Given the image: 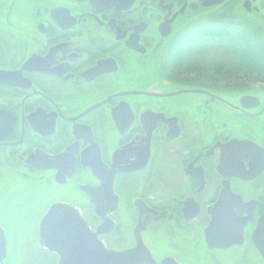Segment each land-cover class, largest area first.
<instances>
[{"label":"flooded vegetation","instance_id":"flooded-vegetation-1","mask_svg":"<svg viewBox=\"0 0 264 264\" xmlns=\"http://www.w3.org/2000/svg\"><path fill=\"white\" fill-rule=\"evenodd\" d=\"M253 50L264 0H0V264H264Z\"/></svg>","mask_w":264,"mask_h":264},{"label":"rangeland","instance_id":"rangeland-1","mask_svg":"<svg viewBox=\"0 0 264 264\" xmlns=\"http://www.w3.org/2000/svg\"><path fill=\"white\" fill-rule=\"evenodd\" d=\"M257 49V48H256ZM259 51V50H258ZM253 53L255 54V55H257V58H259L260 57V55L256 52V51H254L253 50ZM244 83L245 84H250V81L249 80H247L246 79V81H244ZM258 86V85H256V83L254 82L253 83V87H255V86ZM32 226H34V223H22V224H14V250H15V246H16V243L18 242V241H20L19 240V238L20 237H23V236H25L26 234H30V231H32L31 230V228H32ZM16 255L17 254H15L14 256H15V258H16ZM46 260H48L47 258H46ZM53 259L51 260V263L50 264H52L53 262ZM44 264H46V262H44Z\"/></svg>","mask_w":264,"mask_h":264},{"label":"water","instance_id":"water-1","mask_svg":"<svg viewBox=\"0 0 264 264\" xmlns=\"http://www.w3.org/2000/svg\"><path fill=\"white\" fill-rule=\"evenodd\" d=\"M71 213H72V215L75 217V218H77V216H76V213L72 210L71 211ZM84 229V228H83ZM75 241V239H73V242ZM73 242H71V241H68V244L70 243H72L73 244ZM43 244V246L44 247H46V248H48L50 251H52V252H55L56 254H58L59 255V257H60V261H59V264H71V263H67L66 262V258H67V260H72L73 261V263L72 264H80V263H78V260L80 259L79 257H75L77 254H75V253H78L77 251L76 252H72L71 254H70V256L68 255V254H65V252L62 250V249H54V248H52L51 247V245L49 244V243H47L46 242V244L45 243H42ZM67 256V257H66Z\"/></svg>","mask_w":264,"mask_h":264},{"label":"trees","instance_id":"trees-1","mask_svg":"<svg viewBox=\"0 0 264 264\" xmlns=\"http://www.w3.org/2000/svg\"><path fill=\"white\" fill-rule=\"evenodd\" d=\"M260 57L258 58V62H256V66L254 67H243V69H249V70H255L257 73L264 75V56L262 54H259Z\"/></svg>","mask_w":264,"mask_h":264}]
</instances>
